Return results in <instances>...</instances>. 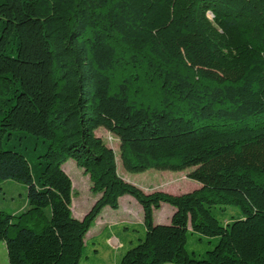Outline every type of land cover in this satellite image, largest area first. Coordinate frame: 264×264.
Returning <instances> with one entry per match:
<instances>
[{"label": "trees", "instance_id": "obj_1", "mask_svg": "<svg viewBox=\"0 0 264 264\" xmlns=\"http://www.w3.org/2000/svg\"><path fill=\"white\" fill-rule=\"evenodd\" d=\"M99 129L127 172L191 170L199 188L126 182ZM68 160L97 197L80 220ZM2 182L25 187L0 211L9 264H81L124 196L143 224L118 264H264V0H0ZM190 236L216 243L189 254Z\"/></svg>", "mask_w": 264, "mask_h": 264}, {"label": "rangeland", "instance_id": "obj_2", "mask_svg": "<svg viewBox=\"0 0 264 264\" xmlns=\"http://www.w3.org/2000/svg\"><path fill=\"white\" fill-rule=\"evenodd\" d=\"M96 135L100 137L108 147L112 148L116 153V162L118 174L128 183L140 186L146 192L154 191L157 189H163L169 191L172 195H181L189 193L197 188L199 184L189 180L187 173L191 170L184 172H170L160 171L155 169H149L143 173H130L124 170L119 157V143L115 136L108 133L104 129H99ZM62 169L66 171V174L72 181V214L75 219H82L83 214L89 211L91 204H93V195L90 192L89 177L85 175L82 169L78 168L73 160L66 161ZM5 187V191L0 192V211H4L6 214L12 215L16 213L22 205V200L19 195H25V187L15 182H2L0 187ZM11 187V188H10ZM128 201H132V204L137 208L128 205ZM123 212L129 215L133 220L141 218L138 207L141 211L139 204L131 196H124L121 201ZM169 209H173L171 206L166 205ZM238 210L236 208H227L224 212L217 210L214 216L223 221L230 217L236 216ZM138 217V218H137ZM155 224L167 225L170 222V213L163 208L155 212ZM137 224V223H136ZM124 234L129 238H137L141 235V231L138 226L131 228L128 231H124ZM216 240V239H215ZM216 241L211 240V244L206 241L201 242L195 237H189L186 250L189 254H203L205 251L214 247ZM0 264H9L7 259L6 248L3 242H0Z\"/></svg>", "mask_w": 264, "mask_h": 264}, {"label": "crops", "instance_id": "obj_3", "mask_svg": "<svg viewBox=\"0 0 264 264\" xmlns=\"http://www.w3.org/2000/svg\"><path fill=\"white\" fill-rule=\"evenodd\" d=\"M139 188L141 187L139 186ZM141 189L146 192V190H144L143 188ZM157 190L167 192L163 189ZM167 193L170 192L168 191ZM96 198V196H93L92 203L95 202ZM122 200L123 197L119 200L118 210L113 211L108 208H105L88 231L85 238L87 249L86 258L81 264H118L124 253L131 245V242L133 241L132 238H129L124 234V231H128L135 226L142 228V208L140 207L141 211L139 207L137 209L138 212H140L141 214V218L137 217L138 219L133 220L129 215L123 212L121 205ZM129 203L130 206L137 208L135 205L132 204V201H128V205ZM92 205L93 204H91V206ZM164 206H166V204H163L159 210H162L163 208L168 210L171 219L174 209H169L168 207ZM155 212L156 211H154L153 213V222L155 221ZM85 214H83V216Z\"/></svg>", "mask_w": 264, "mask_h": 264}, {"label": "water", "instance_id": "obj_4", "mask_svg": "<svg viewBox=\"0 0 264 264\" xmlns=\"http://www.w3.org/2000/svg\"><path fill=\"white\" fill-rule=\"evenodd\" d=\"M158 225H160V224H158Z\"/></svg>", "mask_w": 264, "mask_h": 264}]
</instances>
